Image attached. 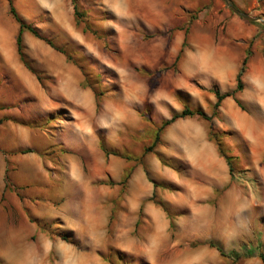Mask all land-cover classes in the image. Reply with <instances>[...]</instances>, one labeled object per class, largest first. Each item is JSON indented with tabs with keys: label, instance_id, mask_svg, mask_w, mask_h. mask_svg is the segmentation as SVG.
<instances>
[{
	"label": "rangeland",
	"instance_id": "374dc122",
	"mask_svg": "<svg viewBox=\"0 0 264 264\" xmlns=\"http://www.w3.org/2000/svg\"><path fill=\"white\" fill-rule=\"evenodd\" d=\"M76 2L80 23L72 0H13L41 34H23L31 70L0 0V264H264V59L236 112L179 118L148 149L173 113L213 112L193 25L230 8Z\"/></svg>",
	"mask_w": 264,
	"mask_h": 264
},
{
	"label": "crops",
	"instance_id": "0c3cea01",
	"mask_svg": "<svg viewBox=\"0 0 264 264\" xmlns=\"http://www.w3.org/2000/svg\"><path fill=\"white\" fill-rule=\"evenodd\" d=\"M202 1L193 0L191 9ZM233 1L241 10L264 18V0ZM193 30L198 52L195 75L205 85L216 83L222 92L235 89L237 73L249 48L253 52L248 62L249 72L255 74L257 64L264 59V28L229 11L220 2L200 12L194 19ZM220 107L222 114L228 117L238 106L233 96H227Z\"/></svg>",
	"mask_w": 264,
	"mask_h": 264
},
{
	"label": "trees",
	"instance_id": "16d2710c",
	"mask_svg": "<svg viewBox=\"0 0 264 264\" xmlns=\"http://www.w3.org/2000/svg\"><path fill=\"white\" fill-rule=\"evenodd\" d=\"M8 3H9V12L11 13V15L15 19V21L18 23V32H17L16 38H15L18 55L20 57V60L27 67H29V69H31L30 66H29V63L26 61L25 56H24L23 34L25 32H30L32 35H34L36 37H41V34H40L38 28H36V26H34L33 24H31L29 22H26L22 18V16L18 13L16 7L13 4V0H8ZM72 3H73V7H74V15L76 17V21H77V23H80L82 20H81L80 12L78 10V4H77L76 0H72ZM252 22L257 23L262 28H264V25H262L261 23L255 22V21H252ZM47 42L49 44H51L53 47H55L56 49H59L60 51L64 52V50H62L61 48H58L57 46H55L54 43L51 40H47ZM186 42H187V36H185V39L183 41V46L186 45ZM181 52H182V49L179 52V54L177 55L175 63L180 58ZM250 55H251V51H250V48H249L248 53L244 57V59L242 61V65H241V67H240V69H239V71L237 73L235 89L231 90V91H225V92H221L219 89H217L215 91L216 101L213 104V112L210 115L207 114L202 108L193 109V108H190L188 106L184 107L179 112L173 113L170 118L164 119L163 122L161 123V125L158 127V129L156 131L155 141L152 144V146H150L148 149H151V147H154L155 144L159 141L160 135L164 131V129L168 125H170L171 123L175 122L179 118L192 117V116L198 115L199 117H203V118H205V119H207L208 121L211 122L213 117L218 115L219 108L221 106L222 100L225 97H227V96H234L236 101H237V103L239 105H241L240 100L235 96V92L242 90L243 87H244L243 75H244V73L246 72V70L248 68V62H249ZM209 133H210V137L213 138L214 137V135H213L214 133H213V129H212V123H211V128H210ZM218 144H219L220 153L225 155V153L223 151V148L221 147L220 142H218ZM225 158H226L228 164L231 166V161H232L231 157L228 156V155H225ZM230 170H231V173H232V168L231 167H230ZM40 227L42 229H45V226L43 224H41ZM210 245L216 247L218 249V251L223 256L232 255L235 258H239L240 257V254L238 252H236V251H230V252L226 253L225 250L221 246H217L214 242H210ZM259 257L262 259V261L264 263V253L263 252L259 253Z\"/></svg>",
	"mask_w": 264,
	"mask_h": 264
},
{
	"label": "water",
	"instance_id": "95a60500",
	"mask_svg": "<svg viewBox=\"0 0 264 264\" xmlns=\"http://www.w3.org/2000/svg\"><path fill=\"white\" fill-rule=\"evenodd\" d=\"M225 2V4L230 8V10L232 12H234L235 14L241 16L242 18L248 20V21H255V22H259L262 25H264V18H262L261 16H255L252 15L244 10H241L239 7H237L234 3L233 0H223Z\"/></svg>",
	"mask_w": 264,
	"mask_h": 264
},
{
	"label": "bare ground",
	"instance_id": "6f19581e",
	"mask_svg": "<svg viewBox=\"0 0 264 264\" xmlns=\"http://www.w3.org/2000/svg\"><path fill=\"white\" fill-rule=\"evenodd\" d=\"M132 1H133V0H132ZM134 2H135V1H134ZM124 3H125V2H124ZM125 5H127V4H124V6H125ZM128 6H130V5L128 4ZM136 6H137V5H134V6H132V7H135V8H136ZM141 86H142V84L140 83V84H139V87H141ZM142 89H143V88H142Z\"/></svg>",
	"mask_w": 264,
	"mask_h": 264
}]
</instances>
